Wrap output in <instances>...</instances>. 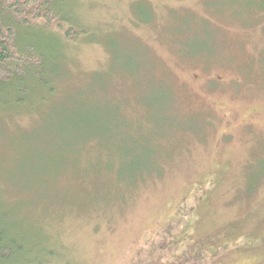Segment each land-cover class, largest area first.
Returning a JSON list of instances; mask_svg holds the SVG:
<instances>
[{
	"label": "rangeland",
	"instance_id": "1",
	"mask_svg": "<svg viewBox=\"0 0 264 264\" xmlns=\"http://www.w3.org/2000/svg\"><path fill=\"white\" fill-rule=\"evenodd\" d=\"M60 4L87 36L49 57L52 104L0 108V199L29 222L20 230L71 264H264V0ZM78 93L111 132L132 107L144 130L104 135L113 155L75 175L60 110ZM27 142L51 158L43 175L26 169Z\"/></svg>",
	"mask_w": 264,
	"mask_h": 264
},
{
	"label": "trees",
	"instance_id": "2",
	"mask_svg": "<svg viewBox=\"0 0 264 264\" xmlns=\"http://www.w3.org/2000/svg\"><path fill=\"white\" fill-rule=\"evenodd\" d=\"M60 1L0 0V108L26 106L27 109H32L35 103L52 104L50 95L57 89L56 83L61 73L57 69L59 63L51 65L49 57L60 60L61 38L74 40L81 35L87 36L83 29L84 25L75 20ZM52 28L57 30L56 34L52 32ZM45 44L47 48L44 47ZM175 45L174 42L173 46ZM123 76L128 79L131 75ZM97 80L96 77L93 78L89 86H105ZM138 80L139 78L132 81L137 85ZM81 95L83 93H78L76 98L68 97L67 101L63 100L61 102L63 110H60L65 121V125L60 129L70 137L66 147L70 156L64 159L69 167L65 169H69L70 173L74 172L75 175L82 164L99 161L98 156H101V152L107 151L110 156L113 155L114 142L104 135L130 134L138 137L142 129L144 130V125L142 126L134 116L137 113L132 107L133 117L129 128L120 130L114 126L118 132H111L110 128H104L103 117H97V110L85 109V105L79 106ZM94 97L86 96L85 104L95 103L96 100L92 99ZM78 107L84 109L78 111L76 110ZM123 109L125 110L124 106ZM123 109L121 108L122 111ZM106 116L112 118L109 113ZM59 146L60 143L54 141L51 151ZM22 153L29 158L26 169L41 166L39 171L42 175V170L46 169L49 160L52 162L51 158L38 160L33 157L36 153L35 148L28 142L23 145ZM135 155H139L138 151ZM154 172L156 170L139 174L133 179L132 185L134 187L140 185L138 181L148 180L155 176L152 175ZM1 186L3 188L4 185ZM123 192L121 191L120 196ZM12 204V201L4 202L0 199V264H71L62 258L58 247L40 246L41 237L38 234L20 230V225L25 224L28 227L30 225L26 219L17 216V212L15 214V210L11 208Z\"/></svg>",
	"mask_w": 264,
	"mask_h": 264
}]
</instances>
